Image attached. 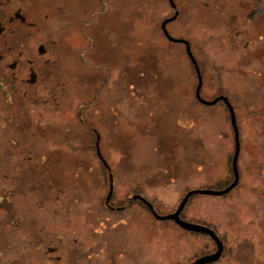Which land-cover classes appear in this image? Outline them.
Here are the masks:
<instances>
[{"label": "rangeland", "instance_id": "rangeland-1", "mask_svg": "<svg viewBox=\"0 0 264 264\" xmlns=\"http://www.w3.org/2000/svg\"><path fill=\"white\" fill-rule=\"evenodd\" d=\"M0 0V264H264V14L238 0ZM177 12V15L175 16ZM99 147L106 165L96 150ZM114 183L111 204L106 205ZM117 209V207H122Z\"/></svg>", "mask_w": 264, "mask_h": 264}, {"label": "water", "instance_id": "water-1", "mask_svg": "<svg viewBox=\"0 0 264 264\" xmlns=\"http://www.w3.org/2000/svg\"><path fill=\"white\" fill-rule=\"evenodd\" d=\"M168 22H169V19H166L163 21V24H162L163 31H164L166 37L173 42L185 43L187 45L188 54L192 58V62H193V55L190 52V47H189L188 41L183 39V38H175V37L171 36V34L168 32V30L166 28V24ZM195 67L198 69L197 64L195 65ZM201 86H202V78L199 75V84L197 86L196 93H197V96L202 103H204L206 105H214L217 102H219L220 100H224L226 105L229 108L230 119H231L232 126L234 128L235 144H236L235 145V152H234L233 159H232V169H233L234 179L232 180V182H230L228 185H226L225 187H223L221 189L210 188V187L189 189L185 193L183 198L181 199L177 208L173 212L168 213V214L159 213L155 209L154 204L150 200H148L145 196H143L141 194H134L132 196V199H136V198L140 199L147 206L149 211L152 213V215L156 219L163 220V221L164 220H172L185 230H188L191 232L203 233V234H206V235L211 237V239L214 241V243L216 245L215 250L212 252L205 253V254H202V255L196 257L189 264H213V263L217 262L222 257L223 252H224V241L214 228H212L206 224H203V223H198V222L187 220V219L182 217V213L184 211V208L186 207L187 203L189 202L191 196H193L195 194H207V195H215V196L225 195V194L229 193L231 190H233L238 185L239 179H240V173H239V168H238V158H239V153H240V138H239V129H238V125H237L236 115H235V111L233 109V106H232V104L229 101L227 96H219V97H216L212 100L204 99L200 95ZM96 150H97L99 157L101 158L103 163L106 165L107 163H106L105 159L103 158L101 151H100V147H99V136H97ZM113 192H114V183H113L112 175H110V189H109V192L106 196V203L107 204H109L110 199L112 198Z\"/></svg>", "mask_w": 264, "mask_h": 264}, {"label": "flooded vegetation", "instance_id": "flooded-vegetation-1", "mask_svg": "<svg viewBox=\"0 0 264 264\" xmlns=\"http://www.w3.org/2000/svg\"><path fill=\"white\" fill-rule=\"evenodd\" d=\"M236 1V0H235ZM238 1H240L241 2V4L242 5H244V4H247V8H244L245 9V11H247L248 10V4H250L251 2H254L255 3V6H253V7H250L249 8V11H248V15L249 16H253V14H256L257 12H259V13H263L264 14V0H238ZM169 3L172 5V6H175V3H174V0H169ZM177 15V12H176V14H175V16ZM167 19H170V18H167ZM166 20V19H165ZM163 24V23H162ZM163 28V27H162ZM185 44V43H184ZM193 64H194V66L197 64V61L194 59V57H193ZM198 67V66H197ZM195 69H196V73H197V80H198V84H199V75H200V71H199V69H197L196 67H195ZM201 76V75H200ZM202 78V77H201ZM198 86V85H197ZM201 89H202V86H201ZM196 91H197V87H196ZM196 91H195V96H196V98L200 101V99L198 98V96H197V93H196ZM200 95H201V97H203L202 96V94H201V91H200ZM219 96H227L226 94H222V93H220V94H218V95H216L214 98H216V97H219ZM228 97V99H229V96H227ZM214 98H212V99H214ZM205 99V98H204ZM211 99V100H212ZM221 101H223L224 103H225V101L224 100H220L219 102H221ZM229 101H230V99H229ZM201 102V101H200ZM219 102H217V103H219ZM216 103V104H217ZM226 104V103H225ZM227 106V105H226ZM233 106V105H232ZM227 108H228V106H227ZM234 109V108H233ZM228 110H229V108H228ZM235 111V110H234ZM230 112V111H229ZM238 125V124H237ZM239 129V128H238ZM239 134H240V131H239ZM241 143V142H240ZM240 180V179H239ZM136 194H140V193H136ZM142 195V194H141ZM113 196V195H112ZM132 198V197H131ZM112 199V198H111ZM111 199H110V202H109V204H107L106 203V205L110 208V209H112V210H114L115 209V206H113L112 204H111ZM132 200H134V201H140V202H142L140 199H138V198H136V199H132ZM143 203V202H142ZM144 204V203H143ZM145 205V204H144ZM121 208H123V206L122 207H117V209L119 210V209H121Z\"/></svg>", "mask_w": 264, "mask_h": 264}]
</instances>
